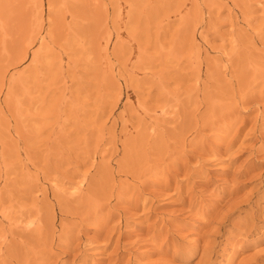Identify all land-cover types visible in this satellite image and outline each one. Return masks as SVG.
I'll return each mask as SVG.
<instances>
[{
    "label": "rangeland",
    "instance_id": "rangeland-1",
    "mask_svg": "<svg viewBox=\"0 0 264 264\" xmlns=\"http://www.w3.org/2000/svg\"><path fill=\"white\" fill-rule=\"evenodd\" d=\"M255 260L264 0H0V264Z\"/></svg>",
    "mask_w": 264,
    "mask_h": 264
},
{
    "label": "bare ground",
    "instance_id": "bare-ground-1",
    "mask_svg": "<svg viewBox=\"0 0 264 264\" xmlns=\"http://www.w3.org/2000/svg\"><path fill=\"white\" fill-rule=\"evenodd\" d=\"M205 263V262H204ZM255 264H256V260H255V262H254ZM253 262H252V264H254Z\"/></svg>",
    "mask_w": 264,
    "mask_h": 264
}]
</instances>
